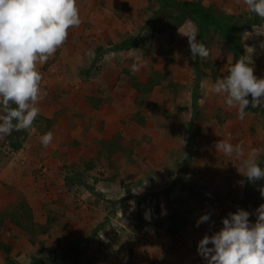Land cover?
<instances>
[{"label":"rangeland","instance_id":"374dc122","mask_svg":"<svg viewBox=\"0 0 264 264\" xmlns=\"http://www.w3.org/2000/svg\"><path fill=\"white\" fill-rule=\"evenodd\" d=\"M185 1L248 13L243 0ZM78 7L80 26L38 65L45 95L23 130L26 141L12 150L0 136V264H163L159 249L185 255L182 264H206L198 242L238 209L255 222L264 204V179L251 183L238 171L253 149L264 167V116L246 109L240 120L211 90L227 76L233 53L209 30V57L191 56L186 35L197 27L189 19L177 26L161 0H78ZM262 32L264 23L242 33L257 78H264ZM155 73L161 76L149 93L132 87ZM48 131L54 140L44 148L40 137ZM116 134L125 149L112 154L100 141ZM220 140L242 142L244 156L216 151ZM24 202L36 223L48 219L45 234L13 226ZM204 214L210 220L197 226Z\"/></svg>","mask_w":264,"mask_h":264},{"label":"clouds","instance_id":"9594fccd","mask_svg":"<svg viewBox=\"0 0 264 264\" xmlns=\"http://www.w3.org/2000/svg\"><path fill=\"white\" fill-rule=\"evenodd\" d=\"M243 3L250 13L264 21V0ZM81 23L78 0H0V136L33 126L40 114L39 101L45 95L38 65L47 62L66 42L69 30ZM257 35L264 36V32ZM186 36L191 56L209 57V48L197 39L195 30ZM260 46L264 48V43ZM137 71L139 66L134 63L131 72ZM211 90L224 96L227 108L237 109L240 120L247 115L249 95L252 108L264 106V78L254 75L252 60L244 57L236 60L227 76L217 79ZM53 140L51 131L40 137L44 148ZM215 149L229 157L244 156L242 142L233 145L220 140ZM258 152L251 150L238 170L251 183L264 179ZM261 195L264 196V188ZM250 215L244 209L229 213L222 219L219 231L198 242V254L206 264H264V204L256 209L255 222ZM145 218L150 219L148 213ZM209 220V214H204L197 226Z\"/></svg>","mask_w":264,"mask_h":264},{"label":"trees","instance_id":"16d2710c","mask_svg":"<svg viewBox=\"0 0 264 264\" xmlns=\"http://www.w3.org/2000/svg\"><path fill=\"white\" fill-rule=\"evenodd\" d=\"M161 3L162 9L167 12L171 19H175L177 26H181L184 21L188 19L195 24L198 30V40L200 42L203 43L205 33H207L209 30H212L214 33H216L225 42V44L228 45L233 53L235 61L244 57V46L242 40L243 31L252 26H261L264 23V21H262L258 16H256L254 13H250L249 11L247 14L244 13L233 15L225 14L210 8H205L199 4L187 2L185 0H161ZM213 73L216 72L214 71ZM160 76V74L155 73L153 76L148 78L144 84H141L134 80L133 82H131V85L137 93H149L153 89V87L158 84ZM167 85L170 86L172 84ZM195 96L196 91L194 97ZM194 97L192 102L193 109L196 108V97ZM14 106L15 105H13V107ZM248 109L252 110L253 112H259L264 116V106L259 108H252L250 103ZM46 121L49 122L48 119H46ZM26 138L27 135L23 130L19 132L14 131L11 135L4 136L3 144L8 146L12 150H19L22 143L26 141ZM121 140V137L116 134L109 139L101 140L100 144L103 149H107L109 150V153L114 154L125 149ZM176 179L171 182L170 186L167 189H170V187L174 185ZM120 185L127 196H130L131 192L129 184L121 182ZM159 194L160 193H155L152 196L156 197L159 196ZM17 207L19 211L15 212V214L12 215L14 227L22 232L26 231L30 234H34L36 231H39L40 234H45L47 232L48 219L46 220L45 224L40 225L34 221L32 211L25 202ZM172 215L174 214L171 213V216ZM177 226L178 225L175 224L173 228L171 226L168 227L166 229L167 236H174L177 232ZM30 241L33 242V238H31ZM74 245H77V243H74ZM0 246L2 247V245ZM7 262L8 264H15L10 259H7Z\"/></svg>","mask_w":264,"mask_h":264},{"label":"crops","instance_id":"0c3cea01","mask_svg":"<svg viewBox=\"0 0 264 264\" xmlns=\"http://www.w3.org/2000/svg\"><path fill=\"white\" fill-rule=\"evenodd\" d=\"M100 111H101V108H100ZM102 112H105V107H103V111ZM56 146V145H55ZM135 189V188H134ZM46 223V221L45 222H43V221H40V223L39 224H45ZM155 244H153L152 245V249H154L155 248V246H154ZM142 248H146V247H142ZM135 250V252H137L139 249H134ZM159 255L161 256L162 255V260H164L165 262L163 263V264H182V262H183V259H185V255H183V254H170V253H167L166 252V250L165 249H163V250H161V249H159ZM140 252H138V254H139ZM163 253V254H162ZM164 254H166L167 256L165 257V255ZM161 258V257H160ZM177 260H179V261H177ZM143 261V260H142ZM142 261H140V262H142Z\"/></svg>","mask_w":264,"mask_h":264}]
</instances>
